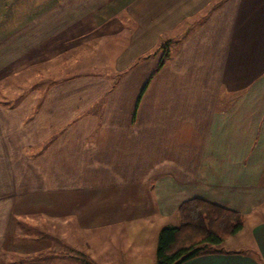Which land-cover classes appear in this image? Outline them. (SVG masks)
Returning <instances> with one entry per match:
<instances>
[{
  "label": "crops",
  "instance_id": "obj_1",
  "mask_svg": "<svg viewBox=\"0 0 264 264\" xmlns=\"http://www.w3.org/2000/svg\"><path fill=\"white\" fill-rule=\"evenodd\" d=\"M191 199L243 227L183 264H264V0H0V264H155Z\"/></svg>",
  "mask_w": 264,
  "mask_h": 264
},
{
  "label": "trees",
  "instance_id": "obj_2",
  "mask_svg": "<svg viewBox=\"0 0 264 264\" xmlns=\"http://www.w3.org/2000/svg\"><path fill=\"white\" fill-rule=\"evenodd\" d=\"M162 51L158 68L169 58ZM179 225L164 227L157 236L155 264H183L197 256L221 253L226 238L243 227V216L201 199H191L177 209Z\"/></svg>",
  "mask_w": 264,
  "mask_h": 264
},
{
  "label": "rangeland",
  "instance_id": "obj_3",
  "mask_svg": "<svg viewBox=\"0 0 264 264\" xmlns=\"http://www.w3.org/2000/svg\"><path fill=\"white\" fill-rule=\"evenodd\" d=\"M78 55V54H77ZM77 55H75V56H77ZM82 57V60H81V62H78V63H76L75 61H72L70 64H71V70H69V69H66L65 71H60L59 70V72H57L58 70V66H60L61 65V63L60 62H55V63H52V65H50V66H53L54 68H55V73H56V75L55 76H59L60 74L61 75H63V73H65V74H74V73H84V72H89L88 70L89 69H91L93 66H92V64H96L95 62L93 63V62H89V61H87L86 60V58L84 57V56H81ZM76 58H78V56L76 57ZM57 68V69H56ZM82 71H84V72H82ZM60 73V74H59ZM55 79H58V78H55ZM17 80H19V79H16V81ZM51 80V78H47V79H35V78H32V77H28V78H25V77H23V79H22V84H24V87L26 86V85H28V83H30L31 81L32 82H35V83H37V84H39V85H42V86H46L48 83H49V81ZM257 211H260V213L261 212H264V207L262 208V209H259V210H257ZM255 212L254 213V215L256 214V213H258V212ZM254 219L256 220V221H260V219L259 218H255L254 217ZM173 223V222H172ZM174 224H176V222L174 223ZM177 225H179V220H178V222H177V224L175 225L176 227H177ZM57 226L59 227V228H61V226H63L62 224H57ZM173 226V225H172ZM55 227H56V225H55ZM72 238V237H71ZM70 238V239H71ZM222 247H224V245L222 246ZM59 264H74L73 262H72V260H70V261H67V262H64V263H59Z\"/></svg>",
  "mask_w": 264,
  "mask_h": 264
}]
</instances>
